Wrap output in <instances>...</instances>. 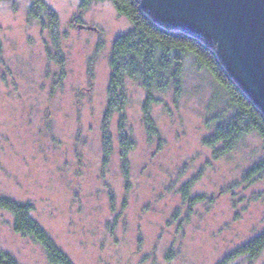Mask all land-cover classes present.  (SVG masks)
I'll return each instance as SVG.
<instances>
[{"label":"rangeland","instance_id":"obj_1","mask_svg":"<svg viewBox=\"0 0 264 264\" xmlns=\"http://www.w3.org/2000/svg\"><path fill=\"white\" fill-rule=\"evenodd\" d=\"M57 14L53 38L45 12L31 0H0V193L32 202V215L75 264H216L264 228V175L243 181L264 156L256 132L216 157L203 143L233 112L225 89L188 57L182 91L153 90L149 134L147 92L127 78L126 130L134 146L125 177L119 114L110 122L112 152L104 163L102 119L109 56L130 20L112 0H45ZM204 199L190 206L181 186ZM0 248L21 264H51L44 249L13 227L0 208ZM239 261V262H238ZM264 264V249L255 260Z\"/></svg>","mask_w":264,"mask_h":264},{"label":"trees","instance_id":"obj_2","mask_svg":"<svg viewBox=\"0 0 264 264\" xmlns=\"http://www.w3.org/2000/svg\"><path fill=\"white\" fill-rule=\"evenodd\" d=\"M30 14L38 17L45 12L50 20L53 38H57V14L45 0H31ZM117 11L131 22L130 28L115 37L109 56L111 68L108 83V101L102 119V148L104 163L112 152V133L110 122L119 114L118 138L123 174L128 177V154L134 143L126 130L125 107L127 103L126 80H138L146 89L147 95L142 104L143 120L149 134L156 132L151 114L152 102L157 100L153 90H165L172 85L178 96L182 91V71L188 57H192L202 67H206L215 80L225 89L233 112L218 122L212 132L203 138V143L215 149L219 157L237 145L246 134L256 132L264 141V108L256 100L254 93L247 89L230 72L229 57L221 48L202 37L186 30L183 26L207 32L194 23L174 21L162 15L155 17L142 0H112ZM90 0H81L80 8L88 7ZM147 6V7H146ZM174 22L178 26H171ZM208 33V32H207ZM222 55V56H221ZM233 67V66H232ZM264 175V156L249 166L242 180L252 182ZM193 179L181 186L184 200L190 206L204 199L203 194H190ZM0 208L13 216L14 230L23 236H30L44 249L51 264H75L47 232L44 226L32 215L33 205L29 200H17L0 193ZM264 249V228L258 234L242 242L226 253L216 264H239L240 258L255 260ZM239 262V261H238ZM0 264H21L15 255L0 248Z\"/></svg>","mask_w":264,"mask_h":264},{"label":"water","instance_id":"obj_3","mask_svg":"<svg viewBox=\"0 0 264 264\" xmlns=\"http://www.w3.org/2000/svg\"><path fill=\"white\" fill-rule=\"evenodd\" d=\"M155 17L194 23L186 30L221 48L228 68L264 108V0H142ZM171 26H182L171 22ZM222 56V55H221Z\"/></svg>","mask_w":264,"mask_h":264}]
</instances>
